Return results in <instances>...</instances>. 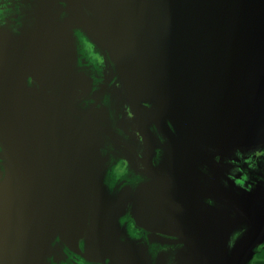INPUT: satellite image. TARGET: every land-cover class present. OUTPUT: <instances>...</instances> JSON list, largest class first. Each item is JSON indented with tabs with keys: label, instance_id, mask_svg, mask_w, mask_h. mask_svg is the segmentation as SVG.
I'll use <instances>...</instances> for the list:
<instances>
[{
	"label": "water",
	"instance_id": "1",
	"mask_svg": "<svg viewBox=\"0 0 264 264\" xmlns=\"http://www.w3.org/2000/svg\"><path fill=\"white\" fill-rule=\"evenodd\" d=\"M40 4L0 27V264H67L68 252L89 264H253L257 225L231 242L202 223L198 196L217 191L189 143L264 150V0ZM114 144L154 177L133 181Z\"/></svg>",
	"mask_w": 264,
	"mask_h": 264
},
{
	"label": "flooded vegetation",
	"instance_id": "2",
	"mask_svg": "<svg viewBox=\"0 0 264 264\" xmlns=\"http://www.w3.org/2000/svg\"><path fill=\"white\" fill-rule=\"evenodd\" d=\"M40 1L42 0H0V27L17 28L12 25L29 17L30 10L27 5L37 7L41 5ZM102 61L104 63L101 65V71L106 78L114 80L115 73L109 61L106 58ZM113 87L120 98L119 108L134 139V148L142 157L144 142L136 129L135 115L130 111L126 94L118 79L113 81ZM189 144L199 179L210 190L217 191L198 196L202 207V223L208 225L210 221L216 220L217 224L227 228L231 242L239 241L257 225L260 230L257 244L253 248V264H264V150L257 146L222 152L217 147L197 140L190 141ZM114 146L131 162L135 177L133 181L140 182L147 177H154L133 152L115 144ZM153 161L156 163V156ZM128 223H132L131 219ZM145 235L149 241L153 240V248L176 250L179 244L178 239L168 236L148 232H145ZM67 258V264H89L74 253L68 252Z\"/></svg>",
	"mask_w": 264,
	"mask_h": 264
}]
</instances>
